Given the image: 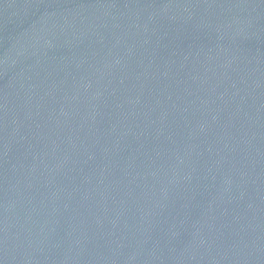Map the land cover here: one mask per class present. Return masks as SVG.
<instances>
[{"label": "water", "instance_id": "1", "mask_svg": "<svg viewBox=\"0 0 264 264\" xmlns=\"http://www.w3.org/2000/svg\"><path fill=\"white\" fill-rule=\"evenodd\" d=\"M0 264H264V0H0Z\"/></svg>", "mask_w": 264, "mask_h": 264}]
</instances>
